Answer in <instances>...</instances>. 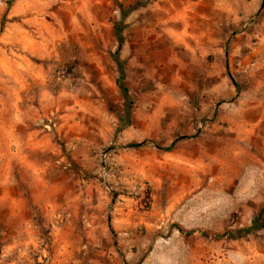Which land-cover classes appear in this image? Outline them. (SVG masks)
Listing matches in <instances>:
<instances>
[{"label":"rangeland","instance_id":"obj_1","mask_svg":"<svg viewBox=\"0 0 264 264\" xmlns=\"http://www.w3.org/2000/svg\"><path fill=\"white\" fill-rule=\"evenodd\" d=\"M8 1L0 264H264V0Z\"/></svg>","mask_w":264,"mask_h":264},{"label":"trees","instance_id":"obj_2","mask_svg":"<svg viewBox=\"0 0 264 264\" xmlns=\"http://www.w3.org/2000/svg\"><path fill=\"white\" fill-rule=\"evenodd\" d=\"M14 1L15 0L8 1V5L11 6ZM119 67H122V65H120ZM120 72H121L122 75L124 74V71L122 70V68H121V71ZM144 144H145V142L133 143V144L130 145V147H140V146H143ZM260 221H261V217L260 216H257L254 219L252 226H250L249 228H247L246 233L254 232V231H257L260 228H263L264 225H262L260 223Z\"/></svg>","mask_w":264,"mask_h":264},{"label":"built area","instance_id":"obj_3","mask_svg":"<svg viewBox=\"0 0 264 264\" xmlns=\"http://www.w3.org/2000/svg\"><path fill=\"white\" fill-rule=\"evenodd\" d=\"M64 76L61 74V75H58L57 77H56V79H57V81H61L62 80V78H63ZM47 128L49 127L48 125L46 126ZM104 157H106V155H104ZM102 175H103V177L106 175V173H105V168H103L102 169Z\"/></svg>","mask_w":264,"mask_h":264}]
</instances>
